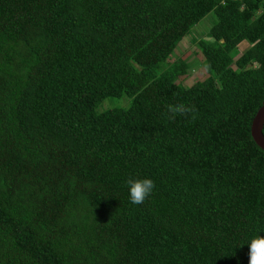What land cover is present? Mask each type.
Returning <instances> with one entry per match:
<instances>
[{
  "label": "trees",
  "instance_id": "1",
  "mask_svg": "<svg viewBox=\"0 0 264 264\" xmlns=\"http://www.w3.org/2000/svg\"><path fill=\"white\" fill-rule=\"evenodd\" d=\"M211 11L183 86L187 59L159 64ZM263 99L264 0H0V264H249Z\"/></svg>",
  "mask_w": 264,
  "mask_h": 264
},
{
  "label": "rangeland",
  "instance_id": "2",
  "mask_svg": "<svg viewBox=\"0 0 264 264\" xmlns=\"http://www.w3.org/2000/svg\"><path fill=\"white\" fill-rule=\"evenodd\" d=\"M215 21L216 16L214 12L211 11L196 22L191 27L188 34L177 43L168 58L159 64L158 71L165 70L171 62H179L182 59H187V63L189 64L187 74L180 79L183 86H188L196 80L206 78L210 72L203 62V56L200 53L199 48H197L196 41L201 38H207L209 29ZM245 47V45H240L239 49L242 50ZM126 101V104H128L129 100L126 96L119 98H106L100 103L99 108H102V105H110V107H124L126 105Z\"/></svg>",
  "mask_w": 264,
  "mask_h": 264
},
{
  "label": "clouds",
  "instance_id": "3",
  "mask_svg": "<svg viewBox=\"0 0 264 264\" xmlns=\"http://www.w3.org/2000/svg\"><path fill=\"white\" fill-rule=\"evenodd\" d=\"M169 119L174 120L177 115L190 117L191 120L197 119L198 110L194 105H185L184 103L167 105ZM129 187L130 202L140 205L145 202L153 193L156 185L152 179H132L127 180ZM249 264H264V236L258 235L249 243Z\"/></svg>",
  "mask_w": 264,
  "mask_h": 264
},
{
  "label": "water",
  "instance_id": "4",
  "mask_svg": "<svg viewBox=\"0 0 264 264\" xmlns=\"http://www.w3.org/2000/svg\"><path fill=\"white\" fill-rule=\"evenodd\" d=\"M264 99L254 114L251 124H250V133L254 142L264 150Z\"/></svg>",
  "mask_w": 264,
  "mask_h": 264
},
{
  "label": "built area",
  "instance_id": "5",
  "mask_svg": "<svg viewBox=\"0 0 264 264\" xmlns=\"http://www.w3.org/2000/svg\"><path fill=\"white\" fill-rule=\"evenodd\" d=\"M224 1V0H223Z\"/></svg>",
  "mask_w": 264,
  "mask_h": 264
}]
</instances>
